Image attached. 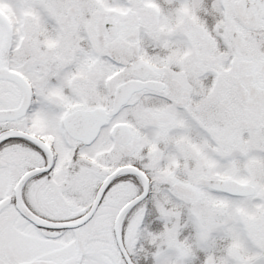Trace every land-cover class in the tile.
Returning a JSON list of instances; mask_svg holds the SVG:
<instances>
[{
	"label": "snow or ice",
	"instance_id": "1",
	"mask_svg": "<svg viewBox=\"0 0 264 264\" xmlns=\"http://www.w3.org/2000/svg\"><path fill=\"white\" fill-rule=\"evenodd\" d=\"M0 264H264V0H0Z\"/></svg>",
	"mask_w": 264,
	"mask_h": 264
}]
</instances>
